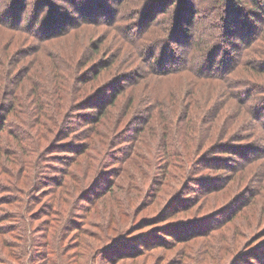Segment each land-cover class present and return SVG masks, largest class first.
<instances>
[{"label":"rangeland","instance_id":"374dc122","mask_svg":"<svg viewBox=\"0 0 264 264\" xmlns=\"http://www.w3.org/2000/svg\"><path fill=\"white\" fill-rule=\"evenodd\" d=\"M7 1L0 4V114L13 128L0 134V185L6 187L0 189V264H46L48 250L51 264H264V128L256 120L257 106L263 107L264 119V74L247 63L217 78L147 73V63L125 40L129 27L149 28L139 9L146 0L116 3L120 18L110 22L97 6L94 17L87 15L81 0H50L45 7L44 0H24L33 10L44 7L41 13L48 10L49 16L59 10L69 18V26L43 37L41 22L25 27L27 32L13 29L10 20L3 24ZM171 19L159 14L154 25L163 27L161 45L168 40V48L177 50ZM214 66V72L221 70ZM230 85L236 94L228 91ZM154 90L162 94L159 105L158 94L148 100ZM13 95L15 110L8 113L3 102ZM101 95L116 102L96 123L94 149L68 152L69 173L54 171L62 164L52 160L61 156L55 151L46 157L52 145L90 142L62 135L70 105ZM117 151L122 152L114 158L110 153ZM105 170L106 175L112 171L113 186L96 198L92 192L88 207L80 206L79 199ZM13 195V202L3 203ZM51 202L68 223L77 219L88 229H73L59 215L47 250L40 239ZM171 203L178 206L159 217ZM210 219L219 223L204 235L185 240L168 235L170 243L149 246L158 242L154 235L147 238L154 229ZM145 235L143 245L136 246L139 254L123 255L133 251L129 240Z\"/></svg>","mask_w":264,"mask_h":264},{"label":"trees","instance_id":"16d2710c","mask_svg":"<svg viewBox=\"0 0 264 264\" xmlns=\"http://www.w3.org/2000/svg\"><path fill=\"white\" fill-rule=\"evenodd\" d=\"M7 1V0H6ZM70 4L73 0H68ZM166 1H171L167 9H160L164 6ZM146 0L145 4L139 9L142 11L141 20L144 24H147L146 27H149L145 30H140L139 28L129 27L128 35L125 37V40L130 44V46L135 47L136 52L138 53L141 60H144L147 65L144 71L147 73L152 72L159 74V76H179L186 73L192 74L196 78H217L219 76L226 75L231 69L236 66H241L247 63V66H250L251 70L255 69L259 73L264 74V0ZM5 0H0V4H3ZM7 7L5 8L4 15L5 19H1L4 22L9 23L10 20L12 22V27L15 30H22L27 32L25 27H33L34 25H38L41 22L39 27L40 31H42L43 35H49L54 33L57 29H60L66 25H70L69 18L64 13H60L59 10H55V15L49 16L47 15L48 10L46 12L41 13L44 10L46 5L51 4L50 0H44V7L41 11L33 10L32 7L25 5L24 0H8ZM82 2V11L87 12L86 14L89 16L94 15L91 11H94L95 6H97L101 12H105L107 15L108 21H112L116 19V16L120 18L121 12L116 13V3L123 2V0H112L111 3H108V0H81ZM84 2V3H83ZM123 3L129 4V0H124ZM157 5L155 6V4ZM40 5V4H39ZM38 6V5H37ZM27 7V9H26ZM79 10L81 7H78ZM96 8V7H95ZM121 9V8H120ZM156 9L161 10L158 12V15H153ZM31 12L28 15L27 19L23 18L24 12ZM23 12V13H22ZM84 12V13H85ZM159 14H168V16L172 17L171 19V27L170 33L172 35V40H176L175 44L179 45V49L174 50L168 48V40L163 43H160L161 39H159L163 34V27H159L158 24L155 26L156 18ZM48 17H47V16ZM43 16V17H42ZM40 18V19H39ZM60 18V22L58 19ZM39 19V20H38ZM92 20V18H91ZM149 23H152L149 25ZM17 27V28H16ZM159 27L156 35H154V31ZM153 41H150L152 40ZM169 53L172 54V63L168 64L170 56ZM221 57L222 59H220ZM56 60L59 62L57 56ZM218 64V65H216ZM215 65L217 68L221 69L218 72H214ZM209 66V68H208ZM214 66V67H215ZM259 66V67H258ZM212 67V68H211ZM258 67V69H257ZM208 68V71L206 70ZM223 68V69H222ZM260 68V69H259ZM225 85L230 82V77L225 78ZM232 85L226 88L233 95L236 94L232 92ZM109 87L105 93L110 90ZM159 90V89H158ZM236 90V89H235ZM120 91V89L118 90ZM5 93V90H4ZM9 92L8 94H11ZM154 94H158V99L156 104L159 105L160 98L159 95L162 96L161 93L157 91H152L148 96V100L156 99ZM104 94V93H103ZM102 94V95H103ZM101 96L89 97L86 98L84 102H75V105H70L71 112H69L70 117L67 119L66 124H64V129L62 131V135H66V137L73 135L75 139L78 136L83 137L87 140L86 143L76 142L70 143L69 141H64L63 143H57L56 145H52L51 149L48 150L45 154H48L50 151H55L52 154H60L61 156H56L54 162H61L62 165H58L57 168L54 169L56 172H65L67 174L68 167L71 164L70 159L72 155L78 153V151L82 150L86 151L88 149H94L96 145L94 141V135L96 133V123L101 122L102 118L105 116L108 108L115 104V100L111 103L108 100H104ZM4 96V95H3ZM195 96V95H193ZM2 97V96H1ZM251 99L252 96L246 98ZM16 97L13 95L11 99L5 100L3 103H6V109L8 113L13 112L15 110L16 105ZM153 101H150L152 103ZM155 102V101H154ZM154 104V103H153ZM60 106L58 105V108ZM74 107V108H73ZM54 108V107H53ZM62 109V107H61ZM263 112L262 106H257L256 111L258 112L257 121L264 128V119L260 118L261 113ZM52 116L59 118V112L56 109H53ZM94 112V113H93ZM103 116V117H102ZM102 117V118H101ZM7 115L4 117L0 114V134L6 128L12 129L13 124L8 123ZM89 127L88 130L84 132L78 131V129L82 128V126ZM20 129H17L18 132ZM93 131L92 133L90 131ZM77 131L79 134H77ZM74 132V133H73ZM81 132V133H80ZM23 133V130H22ZM122 136L124 140H128L130 137L127 132H123ZM82 143V144H81ZM81 144V145H80ZM81 146L80 148H75L76 146ZM223 147L225 145H222ZM221 146V147H222ZM120 150V149H119ZM223 151H228L227 147H224ZM231 151V149L229 150ZM72 155H68L69 153ZM122 151H117L116 153H110L114 158H117L118 155L121 154ZM44 154V156H45ZM51 154L46 155V157ZM215 159H219L222 161L223 157H216ZM211 161V159H209ZM214 160V159H213ZM105 164V161L102 162ZM40 168H45L46 163L40 162ZM53 168V166H52ZM101 172H104L103 174ZM100 175H98L97 182L95 181L93 185L89 186L88 191L79 199V205L83 204L85 208L88 207L86 203L92 202L91 193L95 194V198L100 194L104 193L107 189L109 190L113 186V180H111L110 176H113L112 171L110 170V175H106L105 171H101ZM69 173V172H68ZM102 174V175H101ZM106 176H105V175ZM65 177V175L63 174ZM109 176V177H108ZM194 180H199V178H195ZM41 182V179L39 180ZM58 179H53L52 183H57ZM203 183V182H201ZM4 185H0V189H2ZM11 188L10 186H8ZM6 188V187H5ZM210 189V187H206V189ZM12 189V188H11ZM205 189V190H206ZM204 191V190H203ZM17 197L13 195L11 197L4 198L2 201L5 202H13ZM178 199V196L175 197ZM175 199H173L174 201ZM82 202V203H81ZM84 202V203H83ZM177 201H175L176 203ZM175 203H171L172 207L165 209L159 217L167 214L168 211H172L178 205H174ZM62 209L55 208V202H51L48 206L46 214L47 218V226L41 232L40 244L43 248L49 249V232L52 227V221L54 218H57L59 215L62 217L63 212ZM8 216V215H7ZM30 222L35 220L34 213L31 214ZM157 217V218H159ZM63 218V217H62ZM66 219L63 218V223ZM67 222V220H66ZM86 223V222H85ZM80 226L79 221L77 219H71L70 223L71 228H84L87 230L88 228ZM219 222H216L215 219H210L208 221H200L198 222H190L187 224L176 223L163 227L164 229L157 231L154 229L153 234L148 235L147 238H151L154 235L156 241H153L149 244V246H154L156 244H164L170 243L165 238L166 236H171L173 239L185 240L190 236H196L197 234H206L210 229L214 228ZM66 224V223H65ZM161 229V228H157ZM171 238V240H173ZM146 239L145 236L135 237L130 241V245L133 246V251L130 254L123 255H136L138 252L136 246L143 245V240ZM162 239V240H161ZM139 241V242H138ZM164 242V243H163ZM39 253V251H38ZM48 257L46 258L47 263L51 264L50 252L48 250ZM121 255V254H120ZM104 258H111L110 254L103 255ZM55 261V259H52ZM37 262V261H36ZM38 264V263H37Z\"/></svg>","mask_w":264,"mask_h":264}]
</instances>
